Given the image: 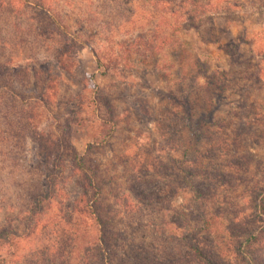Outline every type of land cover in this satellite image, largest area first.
<instances>
[{
  "label": "rangeland",
  "instance_id": "374dc122",
  "mask_svg": "<svg viewBox=\"0 0 264 264\" xmlns=\"http://www.w3.org/2000/svg\"><path fill=\"white\" fill-rule=\"evenodd\" d=\"M167 1L49 0L53 19L83 46L60 35L72 47L64 58L71 72L46 61L39 85L11 77L13 58L0 50V134L15 124L7 102L21 107L15 98L33 86L25 97H43L44 131L65 135L64 120L81 101L91 112L77 116L81 128L71 123L65 181L30 222L31 199L50 186L38 176L37 145L0 143V153L9 151L0 157V231L14 235L0 241L6 264H39L52 243L69 264H248L245 255L264 264V0ZM160 16L167 23L154 35ZM138 32L149 49L129 55L114 45ZM159 36L169 41L164 48ZM88 44L116 48L120 71L102 75ZM85 152L96 209L113 235L101 249L71 169L72 155Z\"/></svg>",
  "mask_w": 264,
  "mask_h": 264
},
{
  "label": "trees",
  "instance_id": "16d2710c",
  "mask_svg": "<svg viewBox=\"0 0 264 264\" xmlns=\"http://www.w3.org/2000/svg\"><path fill=\"white\" fill-rule=\"evenodd\" d=\"M190 1L196 3V0ZM156 2L167 6L169 5L167 0H156ZM46 4L49 6V0H0V50H6V55H9V58H13V67H11L9 71L11 77H18L21 80V83L22 81H28L27 79L30 76L31 79H36L38 81L35 85H39L42 82L43 70H45L44 64L49 60L55 62L56 66L65 73L71 72L73 64L70 63V61L67 62L66 59L68 58L66 57L72 47L61 42L60 35H68L69 40L78 43L79 46H83V43L79 41V38L68 33V28L66 29L64 23L56 22L53 19L52 12ZM181 8L182 7H180V9ZM160 19L161 22L156 21L155 23H151L153 30L150 32L154 35L157 33V26L159 27V24L163 26L167 23L166 17L160 16ZM185 21L186 20H183L176 25L178 32H180L181 29H184ZM57 32L58 34H56ZM139 33L140 32L133 35V39L130 43H127L125 40H115L114 45L117 48H123V53L128 52L129 55L135 54V51L137 53L138 50L142 48L149 49L148 46L142 47L144 42L148 44V40L143 41L140 36H137ZM154 40L156 43L157 40ZM158 40L160 41L161 48H164L167 45V42H169L163 36L158 38ZM126 44L128 45L126 46ZM87 46L94 57L96 65L103 70L101 73L102 75L109 74L113 71L115 73L120 71L117 68L119 64H116V60L123 56L118 52L116 53V48L115 53H113L109 48L101 51V48L96 49L93 46H89V44ZM132 48L135 49L134 52L130 51ZM15 61H17V63ZM127 64L129 63L127 62ZM127 64L126 62L123 63V69L125 66H129ZM1 77L2 70L0 69V82L2 80ZM1 86L2 84L0 85V119L2 117L1 109L5 104L3 98L4 88H1ZM27 87L28 86L25 84L23 88ZM37 90L38 86H33L27 93L20 94V96H22L21 98H15L20 102L21 107L19 108H15L11 103L7 102L10 115L13 116L12 119L15 124H13V129L2 131L0 134L1 144L6 141L10 144H15L17 141L20 143L29 139L37 145L36 151L39 162L36 163V167H38V176L43 178L44 182L50 186L45 190V194H36L31 199V209L28 212L29 216H24V219L29 222L31 220V215L42 212V205L53 195L54 190L57 188V182H62L63 184L65 181L64 156L65 152L66 154L70 153L65 145L70 140L71 123H75L77 128H81L82 119L77 116L83 113L87 115L91 113L87 108H84L83 101H81L74 109L70 110L64 120L65 135L61 134V136H56L53 132L44 131L37 126L39 117L37 106H44V102L42 101L43 97H40L39 99L37 97H25L27 94L37 92ZM9 93L10 97L14 96L11 92ZM92 112H94V109ZM2 127L3 125L0 122V128ZM15 127L17 130H15ZM110 130L111 128L106 134H109ZM0 157L6 159L9 157V151L1 152ZM88 158L86 152L85 155L74 153L70 158L72 163L71 169L77 173L78 180L81 184V195L78 197L77 202L83 205V210H88V217L91 220V226L97 229V233H95V245L101 249L105 245L106 236L108 237L110 233L108 234L104 231V219L100 214V210L98 208L96 209L98 189L90 166L91 159ZM196 179H199V177ZM194 182H196V184L192 183L191 189L196 192L199 182H197V180ZM3 236L8 241L14 235L12 231H0V241ZM110 237L112 238L113 235L110 234ZM71 240L74 239L72 236H69L70 243ZM1 244L4 243H0V245ZM10 244L11 243L9 242L5 243V245L8 246H10ZM54 244L42 245L43 247L41 248V259L39 264H69V255L67 256V260H64L61 255L62 252L59 253V250H57V247ZM191 249L200 258L202 257L198 249H195L193 246L190 247V250ZM33 256L34 255H32V257ZM238 257L240 258L239 255ZM243 260L248 264H256L253 259L251 260L250 255H245ZM6 262L7 260L0 255V264H6Z\"/></svg>",
  "mask_w": 264,
  "mask_h": 264
}]
</instances>
